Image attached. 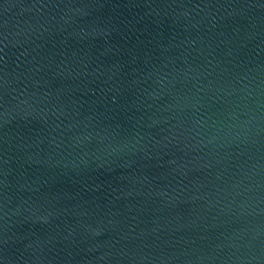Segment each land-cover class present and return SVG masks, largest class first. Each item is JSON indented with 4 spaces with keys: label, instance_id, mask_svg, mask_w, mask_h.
Listing matches in <instances>:
<instances>
[{
    "label": "water",
    "instance_id": "1",
    "mask_svg": "<svg viewBox=\"0 0 264 264\" xmlns=\"http://www.w3.org/2000/svg\"><path fill=\"white\" fill-rule=\"evenodd\" d=\"M0 264H264V0H0Z\"/></svg>",
    "mask_w": 264,
    "mask_h": 264
}]
</instances>
